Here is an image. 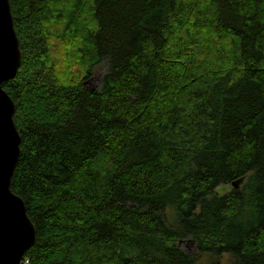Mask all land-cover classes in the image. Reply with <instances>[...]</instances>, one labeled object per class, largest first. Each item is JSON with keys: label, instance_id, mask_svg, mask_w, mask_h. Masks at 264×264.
<instances>
[{"label": "trees", "instance_id": "16d2710c", "mask_svg": "<svg viewBox=\"0 0 264 264\" xmlns=\"http://www.w3.org/2000/svg\"><path fill=\"white\" fill-rule=\"evenodd\" d=\"M10 4L23 264H264V0Z\"/></svg>", "mask_w": 264, "mask_h": 264}, {"label": "water", "instance_id": "95a60500", "mask_svg": "<svg viewBox=\"0 0 264 264\" xmlns=\"http://www.w3.org/2000/svg\"><path fill=\"white\" fill-rule=\"evenodd\" d=\"M21 60L10 0H0V264H23L36 240L25 202L11 190L21 137L14 121V101L3 84L17 75ZM240 181L233 187H238Z\"/></svg>", "mask_w": 264, "mask_h": 264}, {"label": "rangeland", "instance_id": "374dc122", "mask_svg": "<svg viewBox=\"0 0 264 264\" xmlns=\"http://www.w3.org/2000/svg\"><path fill=\"white\" fill-rule=\"evenodd\" d=\"M105 71H106L105 65H102L96 69L93 79H91L88 83L90 88L98 89L101 87L102 79H103V75H104ZM237 185L240 186L239 184H237ZM228 190H230L229 186L223 187L224 192H227ZM170 218H171V221H173L172 213L170 214ZM180 247L185 249L190 254H193L195 256L199 255L196 242L191 238H188V239L181 241ZM199 258L202 260V262H206V260H207V257L203 256V255H201ZM231 261L232 260L230 259L229 256H223L220 264H229V263H231Z\"/></svg>", "mask_w": 264, "mask_h": 264}]
</instances>
